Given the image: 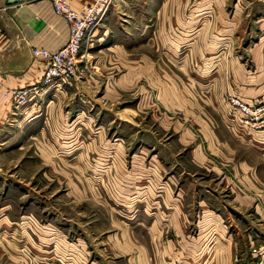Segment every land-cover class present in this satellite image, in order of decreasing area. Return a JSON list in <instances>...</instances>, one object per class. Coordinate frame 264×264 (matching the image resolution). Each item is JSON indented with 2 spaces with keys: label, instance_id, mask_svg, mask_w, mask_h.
<instances>
[{
  "label": "rangeland",
  "instance_id": "rangeland-1",
  "mask_svg": "<svg viewBox=\"0 0 264 264\" xmlns=\"http://www.w3.org/2000/svg\"><path fill=\"white\" fill-rule=\"evenodd\" d=\"M215 6L222 7L220 14L212 13ZM104 16L101 21L109 27L106 37L123 40L119 49L131 60L129 88L120 89L119 94L109 95L104 100L119 110L117 118L113 122L107 121L106 118L112 116L104 110L103 124L91 122L69 130L63 124L44 126L35 120L34 123L15 125L8 132L11 141L4 142L0 151V156L7 161L3 168L5 172L0 177V203L7 202L2 213L8 214L11 222L7 232H3L4 239L16 248V253L23 255L26 264L47 263L32 253L31 241L16 232V216L23 214L26 216L25 230L32 232L39 226L49 227L60 234L65 229L76 234L85 231L90 246L109 247L112 238L108 234L119 232L122 243L119 252L104 253V260L109 263L142 264L138 259L140 255L134 259L131 245L125 247L128 241H132L135 249L140 248L147 253L152 264L161 261L163 264H255L252 248L264 247V226L259 227L254 219L250 222V215L249 220L229 212L227 216L223 207L217 208V212L226 224V233L232 229V225L228 226L227 217L240 220L238 234L230 237L236 249L231 254L225 252V239L220 237L206 239L205 244L191 254L192 237L189 236H195L208 223L204 217L207 211L195 204V197L199 193L207 196V192L193 186L191 164L184 166L183 171L180 167L178 171L172 161L166 163L167 159L173 160L175 154L172 158L163 157L166 153H174L175 142L171 140H175L177 132L187 128L197 139L198 132L195 126L188 124V111L172 108L167 100L173 95L166 91V94L164 91L160 93L159 89L179 88L195 105H213L214 88L219 82H229V74L226 63L212 57L214 49L212 52L209 50V39L224 36L233 40L241 38L238 47L235 48L236 43L232 46V53L241 54L235 62L244 71L250 69L253 63L248 56L250 47L264 34V29H256V21L264 18V0H118L107 8ZM231 16L233 23L238 18L241 25H248V29L237 30L238 33L235 29L214 30L212 17H217L216 24L222 26L224 19ZM219 48L223 47H216V50ZM193 54L196 57L193 58ZM84 79L81 76L75 80ZM75 80L61 87L41 85L39 90L44 95L50 93L51 97L55 88L58 92H65L55 95L61 106L69 97L72 105L76 102L86 104L85 95L72 88ZM109 83L114 85L111 79ZM230 97L237 96L224 89L215 100L224 105L223 112H226V102L230 103ZM250 104L259 108L258 115L264 118V94L251 97ZM43 105L42 102L40 112ZM21 109L12 106L8 117L24 116ZM228 115L235 127L232 132L238 137L249 134V131L253 137H258L257 131L264 134V127L252 130L243 124L242 116ZM175 120L183 126L176 125ZM97 131L101 136L95 140ZM167 141L169 144L165 143ZM158 148L161 152L156 157L152 154ZM79 151H82V157H77L76 152ZM209 155L207 151L206 157ZM70 180L83 183L84 189L72 190L77 200L70 196ZM178 187L179 199L185 201L182 206L187 214L184 231L189 238L178 241L173 234L172 237H161L159 231L156 235L145 236L150 222L159 228L163 226V230L166 228L161 222L165 220L166 213H161L165 206L160 204V199L164 193L174 196ZM77 237L66 235V240L75 241ZM12 253L10 251L9 255L16 256ZM94 257L87 254V264H94Z\"/></svg>",
  "mask_w": 264,
  "mask_h": 264
},
{
  "label": "crops",
  "instance_id": "crops-1",
  "mask_svg": "<svg viewBox=\"0 0 264 264\" xmlns=\"http://www.w3.org/2000/svg\"><path fill=\"white\" fill-rule=\"evenodd\" d=\"M116 1L118 0L111 4L113 5ZM89 2L90 0H68L69 6L73 9H78ZM228 9L232 10V8ZM220 10H222L221 6H215L212 8V13L220 14ZM216 18L212 17L211 21L214 30L235 29V32L238 33L242 29H248V25H241V20L238 18L233 23L232 16L228 17L224 19L222 26L216 24ZM218 18L222 21L221 17ZM263 19L262 17L256 21V29H264ZM120 25L125 26L123 23ZM120 25L117 27L119 28ZM108 28L106 23L100 21L95 26L90 39L82 44L84 59L86 62L89 61L88 70L84 76L85 79L75 80L72 88L81 95H85L86 104L81 105L76 102L72 105L70 103L71 97H69L68 101L63 100L61 106L58 105L61 102L57 97L65 92H58V89L55 88L51 91V97L50 93L44 95L43 91L39 90V87L43 85L41 84L42 62L39 58L31 55L30 49L43 47L52 51L60 47L67 37L66 23L52 11L51 4L47 0H0V151L4 142L11 141L8 132L20 123L23 125L24 122L29 124L39 120L38 125L53 126L59 123L71 130L74 126H83L91 122L103 124L104 110L111 113L112 116L106 118L107 121L113 122L114 118H117L119 110L113 108V103L106 104L104 100L109 95L119 94L120 89L129 88L131 85V60L127 57L128 54L122 53L119 49V46L124 43L123 40L106 37L109 34ZM232 40L231 37L225 36L224 38L211 37L207 44L211 52L214 49L212 57L226 63V72L229 74V82L222 81V84L219 82L214 88L213 105H195L194 101H190L188 97L184 96V91L179 88L163 87L159 89L160 93L164 91L165 94L167 92L169 95H173L169 96L173 97L172 99L167 100L172 108L181 109L184 112L188 111L187 114L190 116L188 124L195 126L197 128L195 131L198 132V139L187 128L177 132L175 140H171L175 142L173 145L174 153H166V156L163 157L165 159L172 158L175 154V158L173 160L167 159L166 163L172 161L178 167V171L180 167L183 171L184 166L191 164L193 186L199 191L207 192V196L199 193L195 197V204L200 209L203 208L204 211H207L204 217L208 223L206 227H202L198 231L196 237L188 234L189 237H192L191 254L198 251L199 246L204 245L206 239L211 240V238L224 237L223 247H225V252L229 254L236 249L235 243L230 241V237L233 238V235L238 234L240 220L227 217L228 226L232 225V229L231 232L227 231L226 233V224L223 223L222 216L217 212L219 207L224 208L222 210L227 216L229 212L249 220L250 217L248 216L250 215V222L251 219H254L259 227L264 226V134L257 131L255 133L258 137H253L249 131V134H244V138L233 134L234 123L228 114L234 113L239 116L242 114L238 112L236 106H232L228 102L225 106L227 107L226 112L225 110L223 112L224 105L218 103L221 101H215L224 89L230 94L236 95L246 104H250L251 97L264 94V34L256 38L250 47L251 53L248 56L253 63L250 69L248 68L246 71L235 62L238 60L237 56L239 57L241 54L232 53V46L236 43L235 48L238 47L241 38L237 40L235 37ZM218 43L220 45H217ZM216 47L223 48L216 50ZM194 57H196L195 54H193ZM222 70L225 69L222 68ZM163 77H166V74ZM109 79L114 85L109 83ZM226 85L227 88H225ZM33 86L36 87L37 91L21 109V114L24 113L25 115H18L10 119L8 112L9 108L11 112L12 104L3 96V92L7 89ZM40 99L41 103L44 104L42 112L39 111L41 108ZM26 118H28L27 121H25ZM175 122L176 125L183 126L179 120H175ZM98 133L99 131L94 136L95 140L99 139L100 134ZM169 142L165 143L169 144ZM207 151L210 154L208 158L206 157ZM160 152L161 150L158 148L153 151L154 154L152 155L158 157ZM76 155L82 157V151L76 152ZM176 156L179 157L176 158ZM6 162V158L1 155L0 177L5 172L3 168L6 166L4 165ZM69 183L70 196L77 200L75 198L77 195L72 190L84 189L83 183L71 180ZM178 191H180L179 187L174 196L169 197L167 193H164L160 199V204L165 206L161 213L164 211L166 213L165 220H161V222H164L166 228L163 230V226L159 228L150 222L145 229V236L156 235L159 231L161 237H172L171 234H173L178 241L189 238L184 231L187 214L182 206L185 201L179 199ZM7 205L5 201L0 203V264H26L23 255L16 253L18 252L16 248H13V245L3 237V232H7L10 222L8 214L2 213ZM38 206L40 205L38 204ZM144 216H148V213ZM24 217L26 218V216ZM24 217L23 214L16 216V232H20L22 237L31 241L32 253L38 259L47 262L45 264H87L85 261L87 254L93 255V257L96 255L97 258H93L94 264H114L104 260V253L119 252L122 244L119 232L118 234L114 232L108 234V237L112 238L109 241V247L103 245L90 246L85 231L82 234H76L65 229L63 234H60L49 227L41 228L38 226L31 232L23 228ZM155 221L156 217L154 216ZM67 225L69 226L70 223ZM66 235L78 237L77 240L70 241L66 240ZM128 245H131L130 250L134 259L136 255H140L138 259L141 260L142 264H152L143 249L138 247L135 249V244L132 241H128L125 247ZM10 251L16 256L9 255ZM192 259L195 262L194 256ZM153 264H163V261Z\"/></svg>",
  "mask_w": 264,
  "mask_h": 264
},
{
  "label": "built area",
  "instance_id": "built-area-1",
  "mask_svg": "<svg viewBox=\"0 0 264 264\" xmlns=\"http://www.w3.org/2000/svg\"><path fill=\"white\" fill-rule=\"evenodd\" d=\"M52 11L66 23L67 37L64 43L55 50L43 47L30 49L33 57L42 62L41 84L61 87L70 81L85 76L88 70L86 61L83 60L81 46L90 39L95 26L101 21L107 8L113 0H90L78 9L69 6L68 0H47ZM36 87H20L7 89L3 96L7 98L14 108L23 107L36 92ZM231 105L236 106L242 114V122L252 130L264 127V118L258 115L259 108L246 104L237 97L229 98ZM260 129V130H261ZM256 257L255 264H264V247L252 248Z\"/></svg>",
  "mask_w": 264,
  "mask_h": 264
}]
</instances>
